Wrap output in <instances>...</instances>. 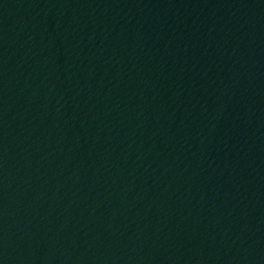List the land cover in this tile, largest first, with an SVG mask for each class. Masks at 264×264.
Here are the masks:
<instances>
[{
    "label": "water",
    "instance_id": "water-1",
    "mask_svg": "<svg viewBox=\"0 0 264 264\" xmlns=\"http://www.w3.org/2000/svg\"><path fill=\"white\" fill-rule=\"evenodd\" d=\"M0 264H65L8 0H0Z\"/></svg>",
    "mask_w": 264,
    "mask_h": 264
}]
</instances>
